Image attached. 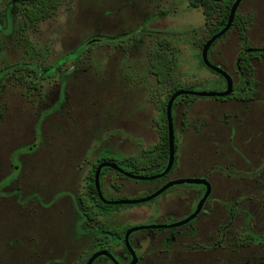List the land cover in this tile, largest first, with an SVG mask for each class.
<instances>
[{
	"label": "rangeland",
	"instance_id": "374dc122",
	"mask_svg": "<svg viewBox=\"0 0 264 264\" xmlns=\"http://www.w3.org/2000/svg\"><path fill=\"white\" fill-rule=\"evenodd\" d=\"M237 14L246 20V37L234 26L209 51L211 62L232 76L234 91L226 98L175 99L171 171L144 181L101 170L108 200L143 198L178 179L211 185L202 212L179 228L175 241L167 240L175 232L168 228L132 234L140 264H264V63L252 59V77L243 68L247 77L240 79L237 69L239 52L264 48V0H242ZM204 24L203 10L189 0H68L30 32L40 62L60 58L62 66L36 89L11 79L0 92V264H83L99 223L86 222L81 198L103 159L138 175L162 172L123 162L159 142L165 113L158 106L170 84L159 86L162 93L154 98L159 83L151 51L157 38L170 43L178 90H226L221 75L200 61ZM120 34L122 44L101 40L63 63L67 52ZM3 41L0 68L24 59L26 47L16 36ZM240 89L251 99L239 100ZM205 193L202 184H176L146 202L102 206L99 220L121 229L184 220ZM231 211L225 238H205L201 231L189 238L194 223L217 228ZM134 236L148 241L138 250ZM114 247L124 252L123 242ZM101 260L93 264H111Z\"/></svg>",
	"mask_w": 264,
	"mask_h": 264
},
{
	"label": "trees",
	"instance_id": "16d2710c",
	"mask_svg": "<svg viewBox=\"0 0 264 264\" xmlns=\"http://www.w3.org/2000/svg\"><path fill=\"white\" fill-rule=\"evenodd\" d=\"M66 1L68 0H0V49L4 47L3 36H16L20 43L24 44L26 47V56H24L22 61L6 63L0 68V92L3 91L11 79L26 84L28 89H36V86L40 84L42 80L56 74L61 68L62 64L59 61L60 58L55 64L40 62V59L41 57L43 58V56H41L40 51L37 50L34 42L31 40L30 32L37 31L40 23L52 17ZM233 2V0H189V3L193 8H201L205 15V24L203 26L205 39L199 44V58L204 66H206V64L202 59L203 46L209 38L226 25ZM245 22V19L241 20L240 15L236 14L231 29L234 26H238L241 30L242 36H245ZM102 41L122 44L124 42V34L113 37L106 36L102 38ZM217 41L218 40H216L212 46H214ZM90 45L91 44L88 43L84 46L82 45V47L80 46L75 50L67 52L62 58L63 63L76 58L79 59L83 56L85 51L91 48ZM151 52V72L157 75L159 86L165 83L170 84L165 101H161L158 106V108L165 113L164 121L158 125L159 142L153 147L143 150L139 156H130L123 160V162L136 167H163L161 170L163 171L167 166L170 153L167 104L171 96L178 90L177 84H179V78L174 75V52L171 50L168 41L157 38ZM254 54L264 63V50H255L251 55ZM242 64L252 76L255 67L249 62V57H247ZM212 71L215 72L214 70ZM221 77L226 82V79L222 75ZM159 86L157 92L153 95L154 98L162 93L159 91ZM239 97H248V93L244 95L239 94ZM105 160L110 162L113 161L110 158L103 159V161ZM132 173L137 172L133 171ZM81 205L83 215L86 219H98V216L101 215L100 209L102 206L107 205L98 196L95 174L91 177L89 182L87 181V193L81 198ZM99 223L100 228H102V234L99 236L101 238L97 243V248L111 250L114 245L120 244V239L122 238H109L105 234L119 236L123 233L124 229L108 227L104 225L103 222ZM124 248L126 249L125 244ZM91 254L92 252L88 253V255Z\"/></svg>",
	"mask_w": 264,
	"mask_h": 264
},
{
	"label": "water",
	"instance_id": "95a60500",
	"mask_svg": "<svg viewBox=\"0 0 264 264\" xmlns=\"http://www.w3.org/2000/svg\"><path fill=\"white\" fill-rule=\"evenodd\" d=\"M214 1H223V0H214ZM242 0H236L230 10V14L227 20L226 25L217 33H215L211 38H209L205 45L203 46L202 49V59L204 61V63L206 64V66L212 70H214L215 72H217L218 74L222 75L227 82V88L224 91H218V92H207V91H194V90H187V89H183V90H178L176 91L170 98L168 104H167V117H168V124H169V148H170V153H169V160H168V164L166 166V168L158 173V174H154V175H138V174H134L130 171H126L123 168H121L120 166H118L115 163L112 162H103L101 163L95 172V183H96V189H97V193L99 198L106 204H134V203H142V202H146L149 201L155 197H157L158 195H160L161 193H163L164 191H166L168 188L176 185V184H180V183H198V184H204L205 186H207V191L204 194V196L201 198V200L199 201V204L197 206V209L195 210V212L190 215L189 217H187L186 219L172 224V225H157V226H150V227H176V226H180L183 224L188 223L190 220H192L193 218H195L198 213L201 211V209L203 208L206 200L208 199L210 193H211V185L208 182V180L206 179H199V178H186V179H178V180H174L171 181L167 184H165L163 187H161L160 189H158L157 191H155L154 193H152L151 195H148L146 197L143 198H139V199H121V200H108L104 197L103 193H102V189L100 186V174H101V170L104 167H111L121 173H123L124 175L133 178V179H137V180H144V181H149V180H155L158 178H161L165 175H167L171 169L173 168L174 162H175V135H174V123H173V118H172V109H173V105L175 102V99L180 96V95H196V96H213V97H226L229 96L233 93L234 91V81L232 76L225 71L224 69L220 68L219 66L215 65L214 63L211 62L210 58H209V51L211 46L213 45V43L218 40L219 38H221L224 34H226L231 27L233 26L237 11L239 9V6L241 4ZM99 39H93L91 40L89 43H95L96 41H98ZM149 226H136L131 228L130 230H128V232L126 233L125 236V244L127 249L129 250V252L131 253L132 256V260L129 264H137L138 263V255L136 253V251L134 250V248L131 246L130 241H129V235L133 232V231H137L143 228H147ZM102 255H106L110 258H112L116 264H119L118 261H116L114 255L109 252L108 250H99L97 252H95L85 264H93L94 261L102 256Z\"/></svg>",
	"mask_w": 264,
	"mask_h": 264
},
{
	"label": "flooded vegetation",
	"instance_id": "af4514ba",
	"mask_svg": "<svg viewBox=\"0 0 264 264\" xmlns=\"http://www.w3.org/2000/svg\"><path fill=\"white\" fill-rule=\"evenodd\" d=\"M239 32H240V36H241V38H245L246 37V33H245V36H242V33H241V30H239ZM96 39H99V38H96ZM247 39V38H246ZM100 40H102V39H99L98 41H96V42H99ZM93 44V43H92ZM154 45V44H153ZM212 47V46H211ZM255 50H264V48H261V49H254V50H244L243 52H239V55H238V58H237V64H238V67H237V69H238V73H239V75H240V79H241V77L243 76V77H247L246 75H244V73H243V71L242 70H244L243 68V61H245L246 60V58L247 57H249V62L252 64V59L253 58H257L258 60H260L255 54L254 55H251V53H253V52H255ZM253 65V64H252ZM254 66V65H253ZM254 72H255V70H254ZM254 75V74H253ZM249 76H250V74H249ZM252 77V76H251ZM250 77V83H251V78ZM156 82H158V77H157V75H156ZM159 86V85H158ZM239 92H241L240 94H246V93H248V92H246L244 89H240V91ZM230 96V95H229ZM238 99L239 100H246V101H248V100H250L251 99V93L249 92L248 93V97H245V98H240L239 97V95H238ZM103 162H106V161H103ZM121 173V172H120ZM121 174H123V173H121ZM124 175V174H123ZM202 186H204V188H205V191H207V186H205L204 184H202ZM156 191V190H155ZM211 194V193H210ZM210 196V195H209ZM209 198V197H208ZM207 201V200H206ZM206 203V202H205ZM198 206V205H197ZM205 207V204H204V206H203V208ZM203 208L201 209V211L198 213V215L202 212V210H203ZM196 209H197V207H196ZM195 209V210H196ZM213 207H211V206H209V208L206 210V211H208L210 214H211V212L213 211ZM195 210L190 214V215H192L194 212H195ZM189 215V216H190ZM197 215V216H198ZM100 216V215H99ZM99 216H98V219H86V222L88 221V222H97V223H99L100 222V220H99ZM188 216V217H189ZM196 216V217H197ZM195 217V218H196ZM235 217V212L233 211H231L230 212V215H229V217H228V219L225 221V223H223V224H221V225H219L217 228H216V226L219 224V223H217V225L214 227V228H212V229H209V230H204L203 229V227L201 226V225H197V224H193L191 227H189L191 230V232H190V235H189V238H197L198 236H199V234H200V231H201V234L202 235H204L205 236V238H225V232H226V228L229 226V225H232V222H233V218ZM195 218H193L192 220H194ZM186 219V218H185ZM192 220H190L189 222H191ZM180 221H182V220H180ZM180 221H172V222H170V223H165V224H155V225H149V227H147V228H143V229H140V230H144V229H173L175 232H173V234L172 235H170V236H167L166 238H168L167 240H171V241H175V238H178L177 236H176V233L178 232L179 233V228H181V226H183V225H185V224H183V225H180V226H176V227H160V228H157V227H155V228H153V227H150V226H157V225H172V224H175V223H178V222H180ZM188 222V223H189ZM188 223H186V224H188ZM101 229L102 228H100V223H99V226H98V228L95 230L96 232H95V236H94V238H95V240H94V245H95V247H94V250H92V254L91 255H89L87 258H86V260L83 262V264H85L87 261H88V259L95 253V252H97V251H99V250H108V249H103V248H97L96 249V247H97V243H98V241H99V239L101 238V237H99L101 234H102V232H101ZM131 228H127V229H124V231H123V233L121 234V235H119V236H117V235H112V234H105V235H107L109 238H122V239H120L122 242H123V244H125V236H126V233L128 232V230H130ZM137 231H139V230H137ZM134 232H136V231H133L130 235H129V241H130V244H131V237H132V234L134 233ZM251 234V233H250ZM134 239V243L136 244V246L138 247V250L141 248V247H143V245L148 241V239L146 238V237H133ZM137 239V241H135L136 239ZM122 242H120V243H122ZM126 245V244H125ZM131 246H132V244H131ZM133 247V246H132ZM134 248V247H133ZM135 250V249H134ZM109 252H111L113 255H114V257H115V259H116V261H118L119 262V264H129L130 262H131V260H132V256H131V253L129 252V250L127 249V247H126V249L124 248V252L123 253H121V254H118L116 251H115V247H113L111 250H108ZM136 251V250H135ZM136 253H137V255H138V257H139V259H138V263L137 264H140V262H141V259H142V253H141V250H139L138 252L136 251ZM99 258H102V260H105V261H107L108 263H111V264H116L115 263V261L112 259V258H110V257H108V256H106V255H102V256H100V257H98L96 260H98ZM95 260V261H96ZM101 260V261H102ZM94 261V262H95ZM100 261V262H101Z\"/></svg>",
	"mask_w": 264,
	"mask_h": 264
}]
</instances>
